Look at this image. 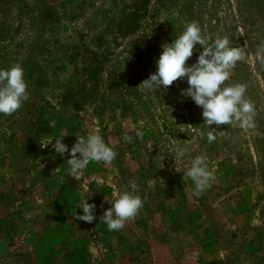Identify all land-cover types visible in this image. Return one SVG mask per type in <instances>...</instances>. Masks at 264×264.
<instances>
[{
  "label": "rangeland",
  "instance_id": "374dc122",
  "mask_svg": "<svg viewBox=\"0 0 264 264\" xmlns=\"http://www.w3.org/2000/svg\"><path fill=\"white\" fill-rule=\"evenodd\" d=\"M193 20L244 47L232 80L247 84L253 129L203 125L202 109L180 95L186 79L155 93L139 88L161 45ZM262 41L264 0H0V67L20 62L30 93L16 113L0 115V264H264ZM85 126L117 155L76 180L69 155L43 146L68 133L70 149ZM178 144L214 171L198 197L175 171ZM132 184L144 206L109 232L100 222L111 206L105 195ZM84 190L97 206L92 223L76 215Z\"/></svg>",
  "mask_w": 264,
  "mask_h": 264
},
{
  "label": "clouds",
  "instance_id": "9594fccd",
  "mask_svg": "<svg viewBox=\"0 0 264 264\" xmlns=\"http://www.w3.org/2000/svg\"><path fill=\"white\" fill-rule=\"evenodd\" d=\"M199 45V49H197ZM161 53L155 61L156 70L145 79L139 88L155 93L166 90L174 81L186 79L187 87L180 90V95L190 98L202 109L203 125H236L242 131L255 127L256 107L247 94V84L232 80L233 70L238 63L246 59L244 47L235 46L227 34H215L209 37L201 25L193 20L184 24L183 30L175 34L171 42L161 45ZM199 52L196 61L189 63L194 52ZM256 59L264 64V41L257 47ZM129 57V56H128ZM127 57V58H128ZM126 58V59H127ZM28 83L24 68L20 62L8 67H0V115L11 116L29 100ZM85 134L76 135V142L69 149L63 142L62 133L59 137H49L47 147L51 145L57 154L67 153L68 175L76 180L86 171L92 162L110 164L116 158L114 146L106 142L104 136L95 129H87ZM142 131L137 129L135 136L140 138ZM201 138L205 134L201 133ZM124 141L131 142L133 137L125 134ZM208 143L215 139L211 132L206 134ZM190 149L185 144H178L172 149L175 171L183 173V181L191 182L193 193L200 196L212 186L216 177L204 155H189ZM79 154V155H77ZM103 185V181H98ZM91 198V197H90ZM86 190L81 191L76 209H82L77 218L88 223L95 219L96 204L89 203ZM111 205L103 212L100 222L106 225L109 232H118L127 221L135 219L143 208L145 200L136 191L134 184L130 190H113L105 195Z\"/></svg>",
  "mask_w": 264,
  "mask_h": 264
}]
</instances>
